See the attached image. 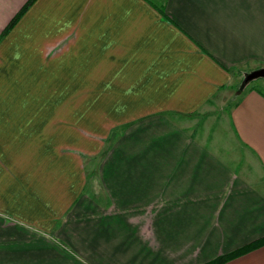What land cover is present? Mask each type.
Returning <instances> with one entry per match:
<instances>
[{
    "label": "crops",
    "instance_id": "crops-1",
    "mask_svg": "<svg viewBox=\"0 0 264 264\" xmlns=\"http://www.w3.org/2000/svg\"><path fill=\"white\" fill-rule=\"evenodd\" d=\"M29 1L0 0V264H206L264 238V78L239 91L264 0H37L2 37Z\"/></svg>",
    "mask_w": 264,
    "mask_h": 264
},
{
    "label": "trees",
    "instance_id": "trees-1",
    "mask_svg": "<svg viewBox=\"0 0 264 264\" xmlns=\"http://www.w3.org/2000/svg\"><path fill=\"white\" fill-rule=\"evenodd\" d=\"M37 2V0H30L23 8L22 10L13 18L11 23L8 25V27L5 29V31L2 34V37L6 36L15 26L16 24L22 19V17L30 10V8ZM245 87V83L243 81V86L241 89ZM264 246V238L257 240L237 251H234L230 254H226L224 256L218 257L215 260H212L206 264H226L231 260L237 259L243 255H246L252 251H255L261 247Z\"/></svg>",
    "mask_w": 264,
    "mask_h": 264
},
{
    "label": "water",
    "instance_id": "water-1",
    "mask_svg": "<svg viewBox=\"0 0 264 264\" xmlns=\"http://www.w3.org/2000/svg\"><path fill=\"white\" fill-rule=\"evenodd\" d=\"M264 78V69L252 72L251 74H248L244 80V83L247 85L255 80Z\"/></svg>",
    "mask_w": 264,
    "mask_h": 264
},
{
    "label": "rangeland",
    "instance_id": "rangeland-1",
    "mask_svg": "<svg viewBox=\"0 0 264 264\" xmlns=\"http://www.w3.org/2000/svg\"><path fill=\"white\" fill-rule=\"evenodd\" d=\"M45 77H46V76L43 77V80H42L41 83H40V87L44 86L43 82H44V80H45ZM251 83H252V82H251ZM249 84H250V83H249ZM241 88H242V86L240 87L239 91H243V90H244V89H241ZM44 91L47 93V90H44ZM42 93H43V91H41V94H42ZM46 93H45V94H46ZM58 93H59V92H57V97H59V96H58ZM61 93H62V92H61ZM49 98H51V97H49Z\"/></svg>",
    "mask_w": 264,
    "mask_h": 264
}]
</instances>
